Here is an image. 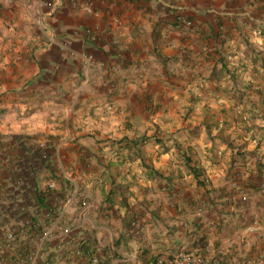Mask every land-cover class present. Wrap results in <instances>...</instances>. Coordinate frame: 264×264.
Instances as JSON below:
<instances>
[{
	"label": "crops",
	"instance_id": "obj_1",
	"mask_svg": "<svg viewBox=\"0 0 264 264\" xmlns=\"http://www.w3.org/2000/svg\"><path fill=\"white\" fill-rule=\"evenodd\" d=\"M89 1L0 0V264H252L264 137L223 123L264 100V0Z\"/></svg>",
	"mask_w": 264,
	"mask_h": 264
},
{
	"label": "rangeland",
	"instance_id": "obj_2",
	"mask_svg": "<svg viewBox=\"0 0 264 264\" xmlns=\"http://www.w3.org/2000/svg\"><path fill=\"white\" fill-rule=\"evenodd\" d=\"M262 46L264 47L263 41ZM238 105L241 104H234L233 107L237 110ZM244 107L249 112L253 111V105L245 106L244 104ZM257 109L258 111H255L257 115L254 116V118L250 119L248 122L245 119L238 120L236 117H233V119L224 120L223 126H225L226 122H228V126L230 128H233V131L230 132V135H234L229 136V140L231 139L230 143L228 144L231 147L230 149L244 147L246 150H251L252 152H254L257 149L259 150V148L262 146L261 140H258V138L261 136L264 137V103L256 104V110ZM250 136H253L254 140L250 139ZM233 156L234 154L232 153L228 154L229 162L233 160Z\"/></svg>",
	"mask_w": 264,
	"mask_h": 264
},
{
	"label": "built area",
	"instance_id": "obj_3",
	"mask_svg": "<svg viewBox=\"0 0 264 264\" xmlns=\"http://www.w3.org/2000/svg\"><path fill=\"white\" fill-rule=\"evenodd\" d=\"M38 3H44V0H37ZM92 2L89 1L87 11H92ZM44 21L41 19V24ZM187 24H190L189 22ZM110 109V107H109ZM233 168H238L237 162H233L231 164ZM264 193V190H262ZM15 234L14 231L8 232L7 238L9 242L14 240ZM92 264H133L127 257H123L120 255H116V257L112 261H107L101 256H93L91 257ZM22 262V261H21ZM145 264H222L220 261H217L209 255L201 254L196 251H191L188 249L181 248L169 255L167 258H156L152 261H148ZM226 264H236L234 261H228ZM252 264H264V254L259 255L256 260L252 262Z\"/></svg>",
	"mask_w": 264,
	"mask_h": 264
},
{
	"label": "trees",
	"instance_id": "obj_4",
	"mask_svg": "<svg viewBox=\"0 0 264 264\" xmlns=\"http://www.w3.org/2000/svg\"><path fill=\"white\" fill-rule=\"evenodd\" d=\"M262 62H263V65H264V58H262ZM264 103V100L261 102V104H263ZM241 104V103H240ZM245 104V103H244ZM244 104H241V105H243L244 106ZM246 105V104H245ZM250 105H254V104H249V106ZM255 115H257L256 113H255ZM262 115V114H261ZM253 118V116L250 114V115H248V117H247V121H249L250 119H252ZM191 170H192V172H193V174L194 175H198V174H200V172H201V168H196V169H194V168H191ZM151 174V173H150ZM154 175H156V176H160V174L158 173V172H154ZM41 196V194H37V199H36V201H37V203L40 205V206H44V204H45V202L42 200V199H40V198H38V197H40ZM20 204V203H19ZM22 206V203L19 205V207H21ZM30 219V221H29V223L27 224V227H28V229H27V231L25 232L26 233V235L28 236V237H32V236H37L39 233H40V231H39V228H37L36 227V221H35V218L34 217H31V218H29ZM18 232L19 231H15L14 232V234H15V239L17 238V236H18ZM203 239L204 238H199L198 239V241H201L202 243H200L201 245H203V244H205V243H203ZM55 264H58L57 262L55 263Z\"/></svg>",
	"mask_w": 264,
	"mask_h": 264
}]
</instances>
